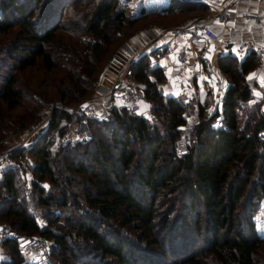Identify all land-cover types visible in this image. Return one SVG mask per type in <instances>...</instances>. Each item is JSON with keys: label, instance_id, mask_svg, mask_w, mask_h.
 Wrapping results in <instances>:
<instances>
[{"label": "trees", "instance_id": "obj_1", "mask_svg": "<svg viewBox=\"0 0 264 264\" xmlns=\"http://www.w3.org/2000/svg\"><path fill=\"white\" fill-rule=\"evenodd\" d=\"M67 1L0 0V36L12 33L0 43V148L2 127L14 126L7 120L10 112L20 109L15 125L22 129L36 120L42 104L76 107L71 114L53 111L31 148L10 154L32 161L33 210L15 187L18 165H10L0 172V221L8 219L17 236L50 241L51 264L56 258L67 264L66 256L84 258L83 264H198L202 252L217 264H264L256 257L264 236L252 221L253 208L264 200V140L256 136L264 128V110L252 105L244 124H237L238 108L250 99L244 76L256 66L258 53L249 51L238 61L228 52L217 59L228 83L220 125L211 127L216 112L199 122L181 155L175 154V142L185 124L184 108L195 105L201 117L210 95L194 101L162 94L163 76L150 68L146 55L132 61L126 75L142 84L135 88L149 101L153 122L112 104L102 118L85 119L86 137L70 143L60 123L83 119L80 102L92 93L110 54L149 13L139 9L128 15L116 7L121 0H70L72 10L80 9L63 21ZM168 5L183 13L194 8L189 1L169 0ZM36 60L43 74L35 85L39 89L24 93L13 87L14 72L33 68ZM177 201L181 215L175 211ZM128 225L139 232L140 241L149 237L160 256L144 257L121 230ZM184 226L192 228L195 239L203 233V251L193 249V239L187 238L168 254L166 236L177 238L179 231L187 232ZM17 245L16 240L4 242L3 264H23Z\"/></svg>", "mask_w": 264, "mask_h": 264}, {"label": "built area", "instance_id": "obj_2", "mask_svg": "<svg viewBox=\"0 0 264 264\" xmlns=\"http://www.w3.org/2000/svg\"><path fill=\"white\" fill-rule=\"evenodd\" d=\"M178 1L193 2L198 0ZM262 18H264V14L259 16L248 12L230 15L222 7L213 16L216 22L222 25H229L226 31L228 41H239L232 53L236 58L245 56L249 51L264 53L263 47L257 46L252 42L240 40L241 29L247 24H258ZM177 34L180 36V40H175ZM216 41H219L217 35L212 33L205 23L192 22L181 29L171 32L169 38L163 43V48L166 51H170L173 55V66L187 73L184 85L181 87L178 96L182 99L197 101L199 93H208L215 110L220 109L226 89L225 82L215 73L214 59L210 56L215 49L214 42ZM194 43L199 44L196 50L192 47ZM225 44L226 42L222 43L223 46ZM167 68L168 66L159 67L160 73L168 75ZM126 76V70L120 72L114 77L110 85L99 86L96 89L92 102L79 106L78 110L83 115V119L79 120L69 130L66 140L70 138L80 140V138L86 137L85 119H99L101 109H107L114 101L125 107L130 113L145 119L153 118L151 113H144L140 106L141 103L149 106V101L143 98L141 91L135 88L133 81ZM253 102L259 104L264 110V90L253 96ZM53 111H60L66 114L73 113L69 107L54 102L49 106L40 108L37 121L24 128L17 136L9 132L0 149V172L10 165H18L19 169L24 171L25 174H30L28 156L12 158L10 154L19 150L30 149L34 141L43 134ZM256 136L259 140H264V128L260 129ZM183 153L184 151L179 149L175 151L176 155ZM6 240L17 241L18 254L25 264H51L50 241L38 235L21 236L18 240L15 234L8 230L7 227H0V260H2L4 255L3 244Z\"/></svg>", "mask_w": 264, "mask_h": 264}, {"label": "crops", "instance_id": "obj_3", "mask_svg": "<svg viewBox=\"0 0 264 264\" xmlns=\"http://www.w3.org/2000/svg\"><path fill=\"white\" fill-rule=\"evenodd\" d=\"M168 4L169 0L165 4H161V6L147 9L139 7L136 10L137 12L139 9H142L143 12L149 14L135 23L136 28L134 31L110 54L102 72L97 78L99 86L110 85L114 77L126 70L132 61L139 56L146 55L150 68L159 69L161 66H168L166 70L168 75H162L163 81L159 84L162 94L173 97L178 96L181 87L184 85L187 73L173 66V55L170 51H166L163 48V43L174 30L181 29L192 22H202L218 37L219 41L214 42L215 49L210 56L214 59L215 73L225 82L227 87L228 83L225 76L218 70L217 59L228 52L232 55L239 41H228L226 31L229 25H222L216 22L213 16L221 7L230 15L248 12L262 16L264 14V0H198L191 2L194 8L184 13L178 12V9L169 7ZM134 14L129 15L132 16ZM175 40H180L178 34L175 36ZM240 40L252 42L264 49V18L256 25H245L241 29ZM225 42L226 44L223 46L222 43ZM198 46V43L192 44L194 50L198 49ZM243 57L236 59L239 61ZM253 74L256 75L253 76ZM250 76H253V78L249 79ZM262 77H264V53H258L256 66L244 76L249 86V101L253 102V96L264 90V80H262ZM206 95L207 93L205 92L199 93L198 100L204 99ZM112 104L117 105L118 103L114 101ZM140 106L144 113L148 112V106L145 103H141ZM102 111H100L99 119L102 118ZM216 111L219 113L220 109H216ZM5 258L6 256L4 255L2 260Z\"/></svg>", "mask_w": 264, "mask_h": 264}, {"label": "rangeland", "instance_id": "obj_4", "mask_svg": "<svg viewBox=\"0 0 264 264\" xmlns=\"http://www.w3.org/2000/svg\"><path fill=\"white\" fill-rule=\"evenodd\" d=\"M69 1L70 0H68L67 3L64 5V7H62V9H61V11H62V20L63 21H65L67 15L70 13V11H78L80 9L79 8L78 10H72L69 7V4H68ZM166 1L167 0H125L123 2V0H121L116 7L125 8L127 13H128V15H129V14H134L139 7H143L145 9H147V8L154 7V6H161V4H163V3L165 4ZM157 8H159V7H157ZM11 34L12 33L9 32V34H7V35L0 36V43H3L6 39H8ZM36 61H37L36 62L37 64H35V66L33 68L26 69L23 72H14L13 75H14V78H15V83L13 84V87H15L16 89H22V91L24 93H26L27 90L37 91L39 89V88L36 89L35 85H36L37 80L39 78H41L43 74L41 72V69L38 66L39 65L38 64V60H36ZM10 63H12V62H10ZM126 77H128V76H126ZM133 84H134V86L135 85H138L139 87L142 86V84H140V83H136V84L133 83ZM98 87H99L98 81H96V85H95L92 93L90 94V96L87 97L86 99L82 100L80 102L79 106L80 105H84L85 103L92 102L93 101V97H94V95L96 93V89ZM206 99H208V100L206 101V103L204 105V108L202 109L201 117L197 116V107L195 105L188 104L184 108L185 111L183 113V116H184L185 124L178 128V132H177L178 136H177V140L175 142V149H179L181 151H184L185 150L184 147L186 145H191L192 144V138H193V128H194V126L198 125L199 122H202L204 119L206 121L215 112L217 113V116L213 119V123H212L211 127H217V126L220 125L219 124V118L220 117L218 115V111L215 110V106L213 105L212 100L209 99V98H206ZM54 102H57V101H51L48 104H42L39 107L38 111H37L36 120L34 122H30V123L26 124V126H24L22 129L18 128L17 125H15V118H16V115L20 112V109H16L13 112H10V115L8 116L7 120L12 122L14 124V126H12V127L3 126L2 127V129H1V132H2L1 133V135H2V146H3V143H4L5 137L7 136V134L9 132L11 134H14V135L17 136V134L20 133L21 131H23L24 128L28 127L31 124H34L37 121L38 113H39L40 108H42L43 106H49L50 104H52ZM22 103L25 106L28 105L26 102H22ZM254 104L256 105L257 103L252 102L251 100L250 101L248 100V102L245 105H243V106L241 105V107L238 108V112H237V124H238V126H242L244 124V122L247 119L246 118L247 117V111H249L250 107L252 105H254ZM61 105H65V104H61ZM65 106H67V105H65ZM67 107H69L73 112L76 109V107H73V106H71V107L67 106ZM101 110H103L102 111V115H101V117H103V112L106 109H101ZM260 110H262L261 107H260ZM74 121H75V119L73 118V119H71V122H69V123H64V122L60 123V125H64V128L62 129V133H63L62 135H63L64 141H69L70 143L76 141L75 138H70L69 140H66L67 139V135L69 134V130L79 120L75 121V122ZM150 121L153 122V119H151ZM80 139H82V138H80ZM57 141H59V139L56 138V136H55L54 137V142H57ZM28 165H30V166L32 165V161H31L30 158H29V161H28ZM19 175H20V176H18L19 180L16 179L15 187L18 188L19 193L22 196L24 195V201H28L29 204L27 206V209L29 211H32L33 210V205L30 204V202H32L33 198H32V196H30V193H29V183H30L31 176H30L29 173L25 174L24 171H22V170H20ZM39 185L41 187H43L44 189H47V187H48V183L45 182V181L39 182ZM53 194L55 195L56 193L53 191ZM177 203H178V205L175 207V209H176L175 211L180 213V215H181L182 212H180L181 209H179V205H181V203H180V201H177ZM162 209H159L158 212L162 211ZM158 219H159V214H158V218L156 217L155 221H154V223L156 225L153 228V232L154 233L156 232V229H157V224H158V221H159ZM37 221H38V225H41L43 223L40 218H37ZM252 221H253L254 228H255L256 232L259 235L264 236V200L259 201V203H257V205L253 208ZM7 225H8V219H2L0 221V227H7L8 228L9 226H7ZM184 227H185L184 230H187V232L185 233L183 231L182 232L179 231L178 232L179 236L177 238L171 239V235H169V236L167 235L166 236V238H165L166 242L163 243V249L168 251L169 252L168 254L172 253L171 249L173 247H180V246L183 245L184 242H187V241H185V239H187V238L188 239L189 238L193 239V241H194V248L193 249H195L197 252H199L202 249H204L203 233L199 237H197L195 239V235L192 232V228L190 226H184ZM8 230H10V228H8ZM121 230H126V237H128L129 240H131L133 243H135L137 245V248L140 251H142V254H144V257H146L148 254H153V255L160 256V254H161L160 250H158V248L155 247V245L151 242V240H149L150 239L149 237H146L145 240L140 241L139 240V236H137V234L139 232L137 230H133V228H130V225H128V227L123 228ZM202 230H203V225L200 224L199 231L202 232ZM15 236L19 240L21 238V236H30V235H19V236L15 235ZM160 238H161V234L160 235H156V239L157 240H159ZM55 254H56V252H55ZM2 257H4V255ZM256 257H257V259L259 258V260L262 259L261 261H264V246L260 247V250L257 253ZM155 259H158V258L155 257ZM166 259L169 260L170 258L166 257ZM196 259L199 261L198 264H217V263H214L212 257L209 254L205 253V252L204 253L202 252V253L198 254L196 256ZM83 261H84V258L72 259V258H68L66 256V263L67 264H83ZM21 262L23 264H25L23 261H21ZM54 263L55 264H59V261H58L57 258L54 260ZM0 264H3V262H1V260H0Z\"/></svg>", "mask_w": 264, "mask_h": 264}, {"label": "snow or ice", "instance_id": "obj_5", "mask_svg": "<svg viewBox=\"0 0 264 264\" xmlns=\"http://www.w3.org/2000/svg\"><path fill=\"white\" fill-rule=\"evenodd\" d=\"M256 74H253V76H255ZM253 76H250L249 79H252ZM262 80H264V77H262Z\"/></svg>", "mask_w": 264, "mask_h": 264}]
</instances>
